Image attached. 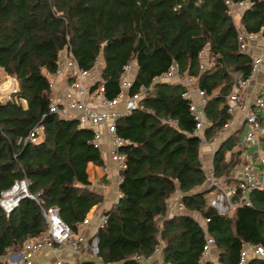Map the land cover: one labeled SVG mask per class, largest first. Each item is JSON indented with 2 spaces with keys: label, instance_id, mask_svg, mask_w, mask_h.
Wrapping results in <instances>:
<instances>
[{
  "label": "trees",
  "instance_id": "16d2710c",
  "mask_svg": "<svg viewBox=\"0 0 264 264\" xmlns=\"http://www.w3.org/2000/svg\"><path fill=\"white\" fill-rule=\"evenodd\" d=\"M228 3L247 4L237 25ZM241 32L264 41V0H0V67L17 83L12 101H0V195L19 180L28 182L31 194H40L38 202L21 199L8 216L0 208V264L44 236L42 210L56 208L77 234L102 203L89 189L86 172L90 163L103 164L95 132L50 111L49 77L58 72L62 53L81 72L99 71L88 94L102 88L108 102L120 95V78L131 65L127 96L137 97V108L115 121L124 167L118 202L94 235L100 264H139L137 258L149 259L157 247L163 264H214L203 260L206 235L217 264H239L245 244L264 249V191L250 192L249 205H237L228 215L210 207L197 121L184 97L188 88L155 82L173 64L193 78L190 89L206 97L208 126L201 137L217 138L232 119L228 74L246 81L252 71L251 55L238 44ZM205 50L212 58L209 67L202 65ZM241 131L220 142L213 155L215 176L230 183ZM262 143L264 149V136ZM176 192L188 214L169 217L167 200ZM242 194L238 190L232 201ZM247 264L264 259L253 257Z\"/></svg>",
  "mask_w": 264,
  "mask_h": 264
},
{
  "label": "built area",
  "instance_id": "2783aa9c",
  "mask_svg": "<svg viewBox=\"0 0 264 264\" xmlns=\"http://www.w3.org/2000/svg\"><path fill=\"white\" fill-rule=\"evenodd\" d=\"M230 8V14L235 18V15H239L246 8V3H240L238 5L228 3ZM240 10V12H239ZM239 13V14H237ZM256 41V47H258L260 54L258 56H251L253 59L252 71L248 80L241 81L239 86H244L252 80L255 76L260 75L262 78V86L260 94L257 98L249 103H245L241 97H239V90L236 85L232 86L231 92L227 97L228 110L233 114L236 110L242 113L243 120L247 125V132L243 137V142L246 148L252 149L250 152H244L240 156L239 165L230 172L231 183L226 180L219 179L215 176L213 168V158L209 161L207 166L204 168L206 182L205 187L208 190V203L210 207L215 209L219 215H228L230 211L237 205H249L247 198L245 197L252 191H264V149L262 138L264 136V125L260 120L259 112H264V41L258 35L245 34L244 32L239 33L238 44L241 51L249 54L248 47L249 43ZM250 55V54H249ZM59 69L58 72L63 70L66 72L71 71L75 77L74 92L77 95V101L71 104V107H79L83 112L78 117L79 123L91 122L93 124L108 122V134L111 138V157L117 163V184L118 186L122 183V177L120 172L123 170L124 157L119 153V148L123 145V141L117 136L115 121L120 116L116 113L102 114L93 109H90L85 103V96L87 94L86 89L82 85V80L88 73H84L78 70L76 64L72 62L66 53H62L59 57ZM57 72V73H58ZM131 65L125 67V72L120 78L121 93L118 98L114 101L108 102L103 101L106 106H113L117 100L122 99L123 92L127 91L131 86L130 74ZM160 81L167 83H180L188 88L184 97L191 101L190 110L197 121L196 135L199 136L201 144H205L206 141L201 137L202 129L208 126L207 121L203 118V106L206 102L205 94L197 89H190L194 79L187 76H182L179 73L176 64L170 66L168 71L159 77ZM17 92L16 88L11 91L3 99V102L12 101V95ZM137 97L131 98L126 96L124 98L125 109L122 115L129 114L137 108ZM196 99L199 102L196 103ZM25 105V102H22ZM50 111L56 113L60 118L64 119V116L58 110L57 106L52 102L50 105ZM168 122H170L168 120ZM226 127V125H225ZM224 127V128H225ZM95 140L99 138V134L95 133ZM28 139L31 142L35 140L29 136ZM94 140V141H95ZM258 166V168L256 167ZM240 190L243 194L239 198L238 202H233L232 199ZM119 196L120 192L118 191ZM39 193L31 194L28 190V182L26 180L16 181L10 189L2 192L0 195V208L6 216L9 215L19 204V201L24 198H28L38 202ZM178 215V214H176ZM42 216L47 224V230L44 236L37 242L27 241L23 246V253H21L22 260L32 259L34 253L40 250L43 246H50L52 251L57 249L69 250L73 254H80L83 251L84 241L77 237L70 228L61 220L58 210L56 208H47L42 210ZM107 221L105 214L100 215L95 233L98 229L102 228ZM204 224V223H203ZM95 235V234H94ZM92 236L88 243L85 245L91 256L96 257L98 255V239ZM213 246V240L206 235L204 257H209L211 248ZM264 259V249L257 245L245 244L240 253L239 264H247V262L253 258ZM139 264H149L148 259L139 257L137 258ZM56 264H78L75 262H64L57 261Z\"/></svg>",
  "mask_w": 264,
  "mask_h": 264
},
{
  "label": "crops",
  "instance_id": "0c3cea01",
  "mask_svg": "<svg viewBox=\"0 0 264 264\" xmlns=\"http://www.w3.org/2000/svg\"><path fill=\"white\" fill-rule=\"evenodd\" d=\"M239 14L238 16H240ZM237 16V17H238ZM252 45H247L249 54L251 56H258L260 51L258 47H256L254 42ZM95 70L91 73H88L86 77L82 80V85L84 89H86L85 103L90 108L99 113L110 114L116 113L118 115H122L125 109L124 98L127 96V91L123 92V98L118 99L116 104L113 106H106L103 104L104 99L102 98V88H99L92 94H88V89L95 83ZM233 75L236 79L233 85L238 86L239 94L241 99L245 103H249L257 98L261 91L262 86V78L260 75L255 76L252 80L247 82L244 86H239L241 82L239 76L237 74H229ZM50 85H51V100L57 106L58 110L64 116V119H78L80 114L83 112L79 107H71V104H74L77 101V95L74 92V84L75 77L74 74L69 71H62L56 73L54 76L49 77ZM158 80V81H157ZM159 78L156 79V82H159ZM199 102L196 99V103ZM25 106V105H24ZM259 115L262 119V124L264 125V113L259 112ZM108 122L93 124L91 122L80 123V127L91 128L95 133L99 134V138L95 140V144L98 147L101 158H102V166L98 167L93 164H88L87 166V175L89 182V189L94 193L100 195L102 197V203L96 207H93L90 212L87 214L83 223H81L77 228V237H80L84 241L83 251L80 254H73L69 250H60L57 249L55 252L51 250L50 246H43L40 250L34 253L32 259H28L23 261L20 256L21 253H9L5 258L4 262L7 264H56L57 261L64 262H75L78 264H100V262L96 259V257L91 256L88 247L85 243H88L90 238L95 234V228L98 223V219L100 215L104 214L106 211L111 210L115 207L119 199V186L117 184V163L112 159L110 151H111V138L108 134ZM242 130L243 135L241 136V143L238 147V151H241L240 156L244 152H250L252 149L246 148L243 137L247 132V125L245 124L242 113L239 110H236L232 114V119L228 122L226 127L218 133L217 138L206 142L205 144H201L200 146V160L202 162L203 168L207 166L211 158H213L214 151L220 145L225 138L229 137L232 133L237 130ZM232 153V152H231ZM231 153L226 155V161H229L231 158ZM239 165V164H238ZM258 168V166H256ZM182 194L180 192L174 193L168 200L167 206L168 211L167 214L169 217H172L176 214H188V212L184 211L183 207L180 204ZM247 197V195L245 196ZM198 222L201 219L199 215L193 213L189 214ZM162 219L158 220V223L161 222ZM202 220V219H201ZM40 240V239H39ZM37 240V241H39ZM35 241V242H37ZM217 254L214 248H211L210 256L203 257L204 261H211L214 264H217ZM149 264H163L161 248L157 247L156 251L148 259Z\"/></svg>",
  "mask_w": 264,
  "mask_h": 264
},
{
  "label": "rangeland",
  "instance_id": "374dc122",
  "mask_svg": "<svg viewBox=\"0 0 264 264\" xmlns=\"http://www.w3.org/2000/svg\"><path fill=\"white\" fill-rule=\"evenodd\" d=\"M239 12H240V10H239ZM237 14H239V13H237ZM234 17H235L234 18L235 23L237 25V23H238L237 22V15H235ZM252 42L255 43L256 41H252ZM249 45H252V44L249 43ZM202 65L204 67H209L210 65H212V58L210 57L208 50H205V52L202 54ZM94 77H95V79L99 78V71H97L96 69H95ZM228 79L231 80L232 83H235V81H236L235 77L233 75H229V74H228ZM50 81H51V78H50ZM155 82H156V80H155ZM12 87L17 89V83H16L15 79L6 75L3 68L0 67V101L1 102H3V99L11 91ZM239 97H241L240 94H239ZM242 135H243V132H241V136ZM199 221L203 225L202 220L200 219Z\"/></svg>",
  "mask_w": 264,
  "mask_h": 264
}]
</instances>
